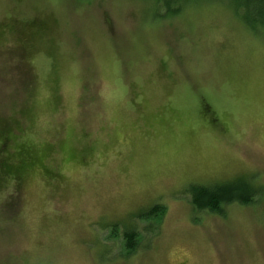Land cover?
Listing matches in <instances>:
<instances>
[{
    "label": "rangeland",
    "instance_id": "obj_1",
    "mask_svg": "<svg viewBox=\"0 0 264 264\" xmlns=\"http://www.w3.org/2000/svg\"><path fill=\"white\" fill-rule=\"evenodd\" d=\"M171 1L0 0V119L53 171L0 183V264H264V32Z\"/></svg>",
    "mask_w": 264,
    "mask_h": 264
},
{
    "label": "trees",
    "instance_id": "obj_2",
    "mask_svg": "<svg viewBox=\"0 0 264 264\" xmlns=\"http://www.w3.org/2000/svg\"><path fill=\"white\" fill-rule=\"evenodd\" d=\"M164 9H170L168 3L171 0H162ZM186 0H179L180 3ZM258 4L257 12L252 13L249 5L252 2ZM234 9L239 14L242 21L254 32H264V0H233ZM239 9H242V14ZM178 10V9H176ZM172 12V11H171ZM177 12V11H174ZM257 28L260 30L258 31ZM8 120L0 119V183L10 180L13 183L21 184L25 179L28 169L39 166L45 175H52L53 171L45 164L40 162L35 147L19 141L17 135L13 133L12 123ZM190 202L194 208L218 210L224 203L238 201L248 203L253 195V190L247 182L242 180L227 183H218L210 186L193 184L188 188ZM160 210L158 205L148 209L140 216H153ZM135 232H124L126 245L129 249L133 247Z\"/></svg>",
    "mask_w": 264,
    "mask_h": 264
}]
</instances>
